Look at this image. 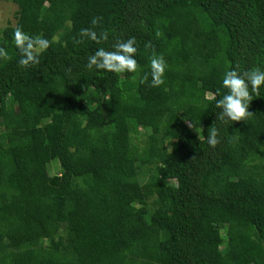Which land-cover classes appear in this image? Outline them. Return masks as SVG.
<instances>
[{"label": "trees", "instance_id": "16d2710c", "mask_svg": "<svg viewBox=\"0 0 264 264\" xmlns=\"http://www.w3.org/2000/svg\"><path fill=\"white\" fill-rule=\"evenodd\" d=\"M11 1L14 24L0 29V264H138L141 253L264 264V85L246 121L220 120L215 106L226 71L264 70V0ZM97 16L100 44L80 36ZM16 27L53 41L38 65H18ZM131 37L137 72L86 68ZM153 51L167 63L160 87Z\"/></svg>", "mask_w": 264, "mask_h": 264}, {"label": "clouds", "instance_id": "9594fccd", "mask_svg": "<svg viewBox=\"0 0 264 264\" xmlns=\"http://www.w3.org/2000/svg\"><path fill=\"white\" fill-rule=\"evenodd\" d=\"M102 17H93L91 19L92 28H83L80 31L81 38H88L97 44L108 40V33L101 31L99 34L94 30L100 25ZM162 33L157 30L156 36L160 37ZM53 41H49L41 36H30L26 34L21 27H16L13 33V43L20 53L18 65L22 68L33 67L40 63L41 54L46 51ZM77 40L75 43H79ZM136 38L131 37L126 41H117L112 45L113 50L97 49L88 57L86 68L88 70H104L116 74L135 73L139 69V64L134 58L137 52L135 47ZM145 47L151 48L152 45L146 44ZM8 53L0 47V59H7ZM150 59L151 86L160 87L164 84V74L167 63L163 55H153ZM149 79V73H145L140 82L145 83ZM264 85V70L258 67L243 71L237 69L228 70L224 73L222 87L226 93L222 98L215 99V96H207L206 99H215V106L221 111L217 118L223 121H246L252 112L249 111V105L254 97L260 96V88ZM251 89V91H250ZM189 128H194L192 122H188ZM207 142L209 146L216 147L220 141L218 139V129L210 127L208 130ZM192 158H195L193 156Z\"/></svg>", "mask_w": 264, "mask_h": 264}, {"label": "rangeland", "instance_id": "374dc122", "mask_svg": "<svg viewBox=\"0 0 264 264\" xmlns=\"http://www.w3.org/2000/svg\"><path fill=\"white\" fill-rule=\"evenodd\" d=\"M84 8L85 6L81 8V11L78 14L74 15L72 19L79 18L78 15L83 14L87 10V8L86 9ZM16 9H17L16 5L11 0H3L0 2V29L7 25L14 24V21H15L14 12L16 11ZM53 163H57V161L54 160ZM56 167L57 166L55 164H52L50 173H54L57 170ZM139 255L141 259L137 261L138 264H155L153 260L151 259L152 258L151 254H148L147 257L143 256L142 253Z\"/></svg>", "mask_w": 264, "mask_h": 264}]
</instances>
